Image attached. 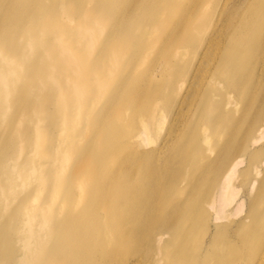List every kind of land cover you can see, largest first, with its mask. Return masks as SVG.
<instances>
[{
  "label": "bare ground",
  "instance_id": "obj_1",
  "mask_svg": "<svg viewBox=\"0 0 264 264\" xmlns=\"http://www.w3.org/2000/svg\"><path fill=\"white\" fill-rule=\"evenodd\" d=\"M235 260L264 264V0H0V264Z\"/></svg>",
  "mask_w": 264,
  "mask_h": 264
},
{
  "label": "rangeland",
  "instance_id": "obj_2",
  "mask_svg": "<svg viewBox=\"0 0 264 264\" xmlns=\"http://www.w3.org/2000/svg\"><path fill=\"white\" fill-rule=\"evenodd\" d=\"M67 38L68 34L64 36V40ZM82 41L83 39L81 38L80 42H73L71 48L77 49V47H81ZM27 55L30 59H32L33 57H38L39 55L44 59H48V57L50 56L47 54L46 51H43L42 49H34L33 51H27ZM62 55V52H59L58 50L51 52V56L54 57H60ZM29 65L34 66L33 63H30ZM64 65V63H60L58 67L62 68ZM70 66H74V64H70ZM21 69H25L24 65H22ZM50 69L52 70V68ZM45 75L46 79H43V83L37 81L35 82L38 88L36 89L34 98L43 110H54V105L59 106V112L55 111V113L58 114L56 118V123L60 125L62 130L60 132H56V137L57 139H64L67 135L74 134L83 122L82 111L77 109L75 105H72L73 103H75L76 99L80 97V95L75 92V88L78 84L76 83V85L73 87L69 83H66L64 76L58 72H45ZM51 75L60 77L59 79L62 84V94L59 89H54L51 87ZM19 83H26V78L22 77ZM61 115H66L67 118L62 119L60 117ZM62 150L64 151L60 153L58 157L60 158L61 163H65L67 165L74 157H76V154L71 150H66L64 148ZM232 263L240 264L238 260H235Z\"/></svg>",
  "mask_w": 264,
  "mask_h": 264
}]
</instances>
